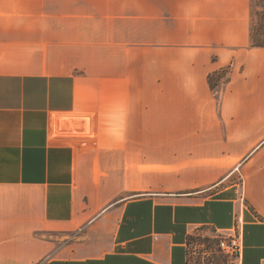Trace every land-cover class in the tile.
<instances>
[{
  "label": "crops",
  "instance_id": "crops-1",
  "mask_svg": "<svg viewBox=\"0 0 264 264\" xmlns=\"http://www.w3.org/2000/svg\"><path fill=\"white\" fill-rule=\"evenodd\" d=\"M254 1L0 0V264H264Z\"/></svg>",
  "mask_w": 264,
  "mask_h": 264
},
{
  "label": "built area",
  "instance_id": "built-area-1",
  "mask_svg": "<svg viewBox=\"0 0 264 264\" xmlns=\"http://www.w3.org/2000/svg\"><path fill=\"white\" fill-rule=\"evenodd\" d=\"M240 217L236 216L234 227L228 231L225 232V234H217V237L212 240L215 242V250L218 249L219 253L223 255L226 258L231 259L232 261H236L242 258L243 252H244V241H243V233L241 231V225H240ZM194 241L196 238H192L189 240V245L192 247L191 251L193 253V256L197 255L195 252V247L197 246L194 244ZM204 250L202 251V257L204 259H209L210 264H213L214 261L212 260L213 257V249L214 248H206V245L201 246ZM199 247H196L198 249ZM211 249V250H209Z\"/></svg>",
  "mask_w": 264,
  "mask_h": 264
},
{
  "label": "rangeland",
  "instance_id": "rangeland-1",
  "mask_svg": "<svg viewBox=\"0 0 264 264\" xmlns=\"http://www.w3.org/2000/svg\"><path fill=\"white\" fill-rule=\"evenodd\" d=\"M253 30L255 35V41L256 43H264V0H255V4L253 5ZM198 241H194L197 246L199 247L196 249L195 252L197 255L196 258V264H210V260L204 259L202 257V251L204 250L201 246L206 245V248H214L215 242H211L210 244L207 243V240H205L202 237H198L196 239Z\"/></svg>",
  "mask_w": 264,
  "mask_h": 264
},
{
  "label": "trees",
  "instance_id": "trees-1",
  "mask_svg": "<svg viewBox=\"0 0 264 264\" xmlns=\"http://www.w3.org/2000/svg\"><path fill=\"white\" fill-rule=\"evenodd\" d=\"M254 4H255V1H254ZM252 46L253 47H261V46H264V43H256L255 41V35H254V30H253V37H252ZM221 76L220 74H213L209 77V83H210V86L212 88V90H216L219 85H220V82H221Z\"/></svg>",
  "mask_w": 264,
  "mask_h": 264
}]
</instances>
